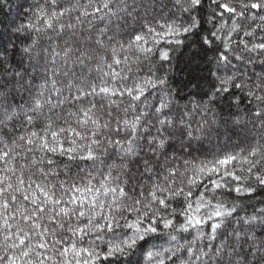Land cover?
I'll return each instance as SVG.
<instances>
[{"label": "snow or ice", "instance_id": "obj_1", "mask_svg": "<svg viewBox=\"0 0 264 264\" xmlns=\"http://www.w3.org/2000/svg\"><path fill=\"white\" fill-rule=\"evenodd\" d=\"M5 16L0 264H264V0H24ZM193 37L188 66L215 70L191 67L181 103L162 70Z\"/></svg>", "mask_w": 264, "mask_h": 264}, {"label": "trees", "instance_id": "obj_2", "mask_svg": "<svg viewBox=\"0 0 264 264\" xmlns=\"http://www.w3.org/2000/svg\"><path fill=\"white\" fill-rule=\"evenodd\" d=\"M23 3L24 0H9L10 7L5 8L3 12H0V21H4V23H7V19L5 16V13L7 12H11L12 17H15L19 10V6ZM21 15H23V13H21ZM181 16L182 14L180 12L177 11L175 13V18H177L178 22ZM204 27L209 28L210 25H204ZM0 28H2V25H0ZM192 39L196 41L195 44H191V46L181 47L174 53L173 59L171 61V69L168 70L166 66V68L162 70V73L163 71H167L170 84L172 88L178 92L181 103L185 102V98L192 96L197 91L192 86L190 75L191 67H195L198 64L200 71L195 74L207 79H211V77L209 76V69L215 70L213 65L209 64L206 61H202L201 58H196L195 63L190 67L188 66L194 51L199 47V38L193 37ZM209 55H211V53H209ZM200 84L205 85V80L201 79ZM206 146L211 150L219 151L221 147H224V141L218 142L216 140H212L210 142H206ZM227 147L231 148V145H228ZM260 198H264V193H261V195L256 199ZM256 206L259 207L260 205L257 204ZM248 211L250 213L252 211V208L250 207Z\"/></svg>", "mask_w": 264, "mask_h": 264}]
</instances>
